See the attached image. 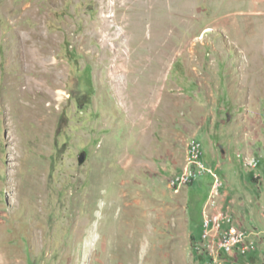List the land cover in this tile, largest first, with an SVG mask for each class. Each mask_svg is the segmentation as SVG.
Instances as JSON below:
<instances>
[{"label": "rangeland", "instance_id": "obj_1", "mask_svg": "<svg viewBox=\"0 0 264 264\" xmlns=\"http://www.w3.org/2000/svg\"><path fill=\"white\" fill-rule=\"evenodd\" d=\"M263 125L264 0H0V264H202L197 139L264 264Z\"/></svg>", "mask_w": 264, "mask_h": 264}, {"label": "built area", "instance_id": "obj_2", "mask_svg": "<svg viewBox=\"0 0 264 264\" xmlns=\"http://www.w3.org/2000/svg\"><path fill=\"white\" fill-rule=\"evenodd\" d=\"M191 165L193 166V175L190 179V185L203 176L210 175L213 178L211 197L215 198L218 194L219 186L223 181L214 169L207 166L204 161L203 144L198 139L191 144L190 148ZM259 158L252 157L247 161L251 169H256L259 165ZM180 182V173L174 176V185L172 190L177 193ZM224 213V222L219 230L217 255H210L205 248H197V254L202 255V264H239L238 257L241 254H250L256 247L254 232L243 229L237 225L234 217L230 213ZM210 212L205 211L202 222V236L209 227ZM202 238V237H201Z\"/></svg>", "mask_w": 264, "mask_h": 264}, {"label": "crops", "instance_id": "obj_3", "mask_svg": "<svg viewBox=\"0 0 264 264\" xmlns=\"http://www.w3.org/2000/svg\"><path fill=\"white\" fill-rule=\"evenodd\" d=\"M236 135H238V136L236 137L235 141L240 146V150L243 153V155H245L246 163L252 157H257V158H259V161H260V159H262V157L264 156V125L261 126L260 128H257V129L256 128L255 129L254 128H250V129L244 128L241 131H237L235 133V136ZM222 147L223 146H221V149H222ZM223 154L224 155L227 154L225 148L223 150ZM259 166H260V162H259ZM252 178H253V181L255 183H259V184L263 183V176L260 175V173L254 175ZM217 197H220V199L218 201H215L214 199ZM239 197L240 196L233 195L232 191L230 192V190H225L223 193H221V191H220V194L217 195L215 198H212L211 196L208 198V200L205 204V208L202 212V215H204L205 211H208V212H210L211 216L217 217L218 219H220L222 221V219L224 218L223 212L230 213L234 217V219L237 222V225L239 227L254 232V239L256 240V247H255V249H256L258 244L260 243V240L258 239V236L260 233L258 232V230L256 228H247L245 218L244 217L241 218L237 215L236 203H237V199ZM241 204L245 205L243 198H241ZM263 238H264V231H263ZM211 242L214 243V242H216V240L213 239ZM263 243H264V241H263ZM254 250H252V252H250V254H247L248 255V256L246 255L247 257L246 256L245 257H238V259H240V261L243 264H250V263H254V262L259 261V256L255 257V253H253ZM263 251H264V249L262 250V252ZM250 255H254V256H252V258L249 259Z\"/></svg>", "mask_w": 264, "mask_h": 264}, {"label": "bare ground", "instance_id": "obj_4", "mask_svg": "<svg viewBox=\"0 0 264 264\" xmlns=\"http://www.w3.org/2000/svg\"><path fill=\"white\" fill-rule=\"evenodd\" d=\"M116 81H120L117 78L118 77H114ZM195 140H192L188 146V152H187V161L189 164V167L180 173V182H179V186L180 187H186L189 186L190 184V179L193 175V166L191 165V156H190V148H191V144L194 142ZM174 185V176L171 179V186ZM224 185L219 186L218 189V193L221 191V188ZM224 222V218L222 219V221L220 219H218L217 217L211 216L209 218V227L207 229H205L203 236H202V240L204 242L200 243V245L197 246V248H205V250H207V253H210V255H217V248H218V237H219V230L221 228L222 223ZM215 239L216 242L212 243L211 241ZM247 254H241L239 257H245ZM239 264H243L240 259H239Z\"/></svg>", "mask_w": 264, "mask_h": 264}, {"label": "water", "instance_id": "obj_5", "mask_svg": "<svg viewBox=\"0 0 264 264\" xmlns=\"http://www.w3.org/2000/svg\"><path fill=\"white\" fill-rule=\"evenodd\" d=\"M85 158H86V153H83V154L80 156V159H81V161H83V160H85Z\"/></svg>", "mask_w": 264, "mask_h": 264}, {"label": "trees", "instance_id": "obj_6", "mask_svg": "<svg viewBox=\"0 0 264 264\" xmlns=\"http://www.w3.org/2000/svg\"><path fill=\"white\" fill-rule=\"evenodd\" d=\"M198 246V245H197Z\"/></svg>", "mask_w": 264, "mask_h": 264}]
</instances>
